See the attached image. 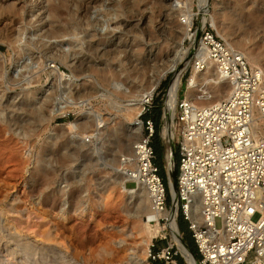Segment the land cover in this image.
<instances>
[{
  "label": "rangeland",
  "instance_id": "1",
  "mask_svg": "<svg viewBox=\"0 0 264 264\" xmlns=\"http://www.w3.org/2000/svg\"><path fill=\"white\" fill-rule=\"evenodd\" d=\"M186 1L0 0V264H148L143 240L151 238L139 211L147 201L142 190L130 194L118 182L119 163L144 131L133 128L140 114L134 119L136 113L127 115L122 104L174 55L178 25L186 20L178 7ZM199 1L190 0L193 30L203 24ZM206 7L208 29L218 36L213 17L219 30L259 57L264 70V0H208ZM105 17L108 27L101 32ZM193 33L183 41L177 69L190 59L185 54L192 50ZM67 43L75 55L70 64L60 59ZM25 57L33 67H20ZM17 62L22 70L14 75ZM55 68L76 78L74 96L89 97L86 107L50 117L54 94L44 91L57 85ZM192 68L189 63L185 69L181 97ZM174 74L161 78L152 112L142 114L157 125L155 160L170 193L161 131ZM124 185L136 186L128 180ZM179 219L183 240L196 249L187 222ZM216 223L221 225L219 218Z\"/></svg>",
  "mask_w": 264,
  "mask_h": 264
},
{
  "label": "built area",
  "instance_id": "2",
  "mask_svg": "<svg viewBox=\"0 0 264 264\" xmlns=\"http://www.w3.org/2000/svg\"><path fill=\"white\" fill-rule=\"evenodd\" d=\"M193 26L192 21L190 31L195 32L198 27L193 30ZM198 34L218 70L235 89L227 98L202 108L185 101L179 92L171 120L176 123V137L171 143L178 147L175 194L168 193L155 160L154 120L142 118L151 111L153 95L144 101L140 115L144 133L123 159L133 178L128 181L135 185L141 182L147 191L149 208L155 215L151 222L162 227L151 240L147 262L190 264L173 237L171 215L164 214L176 201L177 233L183 240L180 215L187 222L199 264H264V137L253 132V108L259 107L264 114L261 75L241 52L206 25ZM167 99L168 93L165 123ZM169 136L161 131L163 141ZM166 142H162L165 147ZM198 205L200 211L194 217Z\"/></svg>",
  "mask_w": 264,
  "mask_h": 264
},
{
  "label": "bare ground",
  "instance_id": "3",
  "mask_svg": "<svg viewBox=\"0 0 264 264\" xmlns=\"http://www.w3.org/2000/svg\"><path fill=\"white\" fill-rule=\"evenodd\" d=\"M207 3H208V0L199 1L198 7L203 15L202 16L203 24L200 27H198L196 31L193 33V37L191 39L192 40L191 42L192 50L185 54V59L188 54H190V59L186 61L181 68L177 69V65L179 62L178 60H180L179 58L184 50L183 41L188 35V33L192 32L190 31V27L192 25L193 10H192V4L190 0L189 1L187 0L186 2L181 3V5L178 7L181 14H183V18L186 20H185V23H179L178 25L181 31V36L179 37V44L176 46V50L173 53L174 55L170 59H168L167 63L163 67L158 68L154 72V75L152 76L154 79L150 83H148L147 85H143L142 87H139V89H137V91L134 94L128 95V97L124 99V102L122 104V108H124L127 111V115H130L131 112L136 113L135 118H134L136 119L138 115L139 114L141 115L142 113L144 101L153 95V92L158 86L161 78H163L168 72L175 70V74L169 86L167 106H166V111H165L166 118L169 120V122L163 123V126H162L163 135H167V134L170 135L169 136L170 139H166L167 142H166L165 153H166V158H167L168 172L170 174V185H171L173 194H175V189L173 186L174 179L172 180V175H174L176 170H175V160H174V154H173V148H172L173 146H172L171 141H174L176 137V123H172L171 120L173 119L175 111H176V103L179 98V88L183 81V76L185 74V69L187 65L189 63H192L193 68H192V72L190 76L187 78L186 95L183 98L185 101L194 105L195 107L202 108V107H206L214 103H217L227 98L228 96H230L235 89V86L233 85V83L229 81L226 76L222 75L221 72L218 70V67L215 61L212 59L210 55V51L202 43L200 39V35L198 34L199 29L200 28L202 29L203 26H205L206 20L210 17V16L208 17V14H207V7H206ZM108 20L109 18L105 17L102 20V22H99V26H98V23H96V25L98 26L97 29L101 32L107 29ZM97 21L98 19H96V22ZM211 21L216 28L218 36L223 38L228 46L241 52L246 57L247 61L253 66V69H256L257 71L260 72L262 85L264 86V70L262 69V66L260 65L259 57L255 54H252L247 48L244 47V45L241 42L230 39L226 32L219 30L216 27L215 20L213 17H211ZM60 59L64 60L65 62L69 64L72 63V61L75 59V55L72 52L71 43H67V45L62 49V53L60 54ZM22 62L24 63H22V65L20 66L21 68H30L34 66L32 64L33 63L32 60H30L29 57H25L24 61ZM18 65H19V62L16 63L15 68L13 69L14 75L18 74L19 71L22 70L21 68L18 67ZM201 65L202 67H200ZM51 75L56 78L57 85H55V82H53V84L51 86L50 85L47 86V88L44 91L45 95L52 92V90L54 94V96L49 98L50 104L47 108L50 117H55L59 114H65L66 112L73 111L76 108L83 109V107L87 105L89 97L84 98V97L74 96L75 87L73 86V82H72V80L76 79V78H73L74 76L73 77L71 75L66 76L64 71L58 70L57 68L52 70ZM117 87L119 88V84L117 85ZM114 103H116V101L113 102V105ZM253 113H254V122H253L254 135L259 136V137H264L263 111L259 107L255 106L253 108ZM99 114H100L99 112H96L94 110L95 119L97 121H98ZM140 115H139V118H140ZM132 120L128 122L129 125L134 124ZM68 126L71 129H73L76 126V122L70 121L68 123ZM133 128L135 130H138L139 132L143 129L141 118H140V123L137 122L136 126H134ZM131 147H129V152L130 150L132 152ZM131 152L123 156V158H126L127 156H129ZM123 158H122V161L119 163L120 170H122L123 172L121 173L122 177L121 179H119L118 182L130 194L136 192L137 190L143 191L144 193L143 197L145 199V202L147 201V205H145L144 207V205L142 206L140 204L139 206V211L141 213L143 212V215L141 216L140 221H141V226L143 229H145L147 236L151 238L152 240V238L157 234V232H159L162 229V227L157 222L155 223L151 222V220L155 218V215L150 211L147 191L145 187L143 186V184L141 182H138V185L134 187H130V188H127L124 185L125 181L133 179V178L128 175V167L125 165V160ZM199 211H200V207L198 205L194 208V211H193L194 217L198 216ZM164 214L171 215L170 225L172 228L173 237L176 239L179 249L187 257L190 264H199L198 261L195 259L193 253L190 251V249L186 248L181 243L180 236L177 233L178 227H177L176 201L173 207L171 209L166 210ZM143 242L144 244H146L145 254L147 255L148 248L151 242L149 243L147 238L144 239ZM59 262L60 264H65L64 261H59ZM255 263L258 264L259 262L256 261Z\"/></svg>",
  "mask_w": 264,
  "mask_h": 264
},
{
  "label": "trees",
  "instance_id": "4",
  "mask_svg": "<svg viewBox=\"0 0 264 264\" xmlns=\"http://www.w3.org/2000/svg\"><path fill=\"white\" fill-rule=\"evenodd\" d=\"M152 107H154V106H152ZM152 108H151V112H152ZM154 113H158V119H159V121H160V117H161V110H160V108H157L156 110H155V112ZM159 121H158V127H159ZM154 123H155V121H154ZM156 130H157V125H156V123H155V133H156ZM177 157V156H176ZM160 174L162 175V177H163V179H164V181H165V183H166V185H167V188H168V193H169V187H168V182H167V177H166V174H162L161 173V170H160ZM184 220V219H183ZM179 221H180V219H179ZM179 227H180V222H179ZM190 232V231H189ZM190 237H191V233H190ZM192 238V237H191ZM187 245H188V247L191 249V251H192V253L193 254H195L196 256H197V250L196 249H193L192 247H190V245L187 243ZM195 246V245H194ZM196 248V247H195ZM198 257V256H197Z\"/></svg>",
  "mask_w": 264,
  "mask_h": 264
},
{
  "label": "water",
  "instance_id": "5",
  "mask_svg": "<svg viewBox=\"0 0 264 264\" xmlns=\"http://www.w3.org/2000/svg\"><path fill=\"white\" fill-rule=\"evenodd\" d=\"M173 186H174V189H175V191H176V172H175V175H174V183H173ZM170 190L172 191V188H171V185H170ZM182 242L188 247V245H187V243L184 241V240H182ZM189 248V247H188ZM190 249V248H189ZM190 251H191V249H190ZM192 252V251H191Z\"/></svg>",
  "mask_w": 264,
  "mask_h": 264
}]
</instances>
